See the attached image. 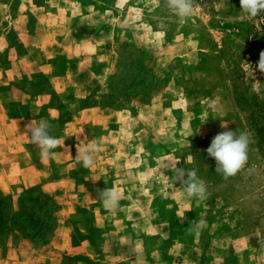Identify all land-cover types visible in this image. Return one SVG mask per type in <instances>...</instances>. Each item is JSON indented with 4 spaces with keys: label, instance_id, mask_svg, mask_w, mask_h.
I'll use <instances>...</instances> for the list:
<instances>
[{
    "label": "crops",
    "instance_id": "obj_1",
    "mask_svg": "<svg viewBox=\"0 0 264 264\" xmlns=\"http://www.w3.org/2000/svg\"><path fill=\"white\" fill-rule=\"evenodd\" d=\"M106 2L0 0V194L12 214L28 199L50 219L40 239L8 221L0 264H179L192 244L198 200L167 174L175 151L146 142L172 137L164 125L180 98L168 108L167 87L129 91L119 50L129 0ZM31 120L52 125L50 158L30 142ZM86 144L99 146L90 169L76 159ZM105 188L120 193L112 210Z\"/></svg>",
    "mask_w": 264,
    "mask_h": 264
},
{
    "label": "rangeland",
    "instance_id": "obj_2",
    "mask_svg": "<svg viewBox=\"0 0 264 264\" xmlns=\"http://www.w3.org/2000/svg\"><path fill=\"white\" fill-rule=\"evenodd\" d=\"M125 6L129 42L122 40L119 50L129 91L167 87V107L175 97L181 103L171 108L175 125L165 121L172 137H149L147 145L175 151L177 167L197 169L207 184V199L198 201L185 224L204 219L207 227L190 234L192 244L179 264H264V73L257 67L264 18L243 13L240 0H195L193 15L184 21L165 0H129ZM221 123L251 137L247 164L228 180L215 172L206 152L226 130ZM45 205L25 199L12 214L11 201L0 194V239L8 221L40 239L39 231L50 225Z\"/></svg>",
    "mask_w": 264,
    "mask_h": 264
},
{
    "label": "clouds",
    "instance_id": "obj_3",
    "mask_svg": "<svg viewBox=\"0 0 264 264\" xmlns=\"http://www.w3.org/2000/svg\"><path fill=\"white\" fill-rule=\"evenodd\" d=\"M168 10L184 21L193 15L195 0H165ZM241 11L250 17H257L264 14V0H240ZM264 73V51L260 53L257 65ZM26 131L29 133L30 142L39 148L42 158H50L60 141L50 134L52 125L45 120H31L26 124ZM221 128L226 129L215 135L206 149L207 155L214 158L216 162L215 172L220 174L224 180L235 177L247 164L249 146L251 143L250 133L247 131H235L227 128V123H221ZM99 151L97 144H86L77 148L76 159L81 162L84 168H92L95 165L94 153ZM179 161L171 169L175 182L182 185L183 196L189 200H204L208 197L206 182L197 175V169H185L177 167ZM97 195L103 207L108 210L114 209L120 200V193L116 188L97 189ZM186 217L179 219L184 223ZM207 227V221L201 219L193 221L186 229L189 233L196 235Z\"/></svg>",
    "mask_w": 264,
    "mask_h": 264
},
{
    "label": "trees",
    "instance_id": "obj_4",
    "mask_svg": "<svg viewBox=\"0 0 264 264\" xmlns=\"http://www.w3.org/2000/svg\"><path fill=\"white\" fill-rule=\"evenodd\" d=\"M257 17H262V18H264V14H261V15H259V16H257Z\"/></svg>",
    "mask_w": 264,
    "mask_h": 264
}]
</instances>
